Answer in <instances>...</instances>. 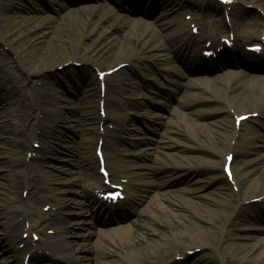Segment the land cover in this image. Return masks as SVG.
<instances>
[{
  "label": "bare ground",
  "instance_id": "obj_1",
  "mask_svg": "<svg viewBox=\"0 0 264 264\" xmlns=\"http://www.w3.org/2000/svg\"><path fill=\"white\" fill-rule=\"evenodd\" d=\"M6 1L8 0H0V9L6 7L4 5ZM231 1L232 3L228 9L223 8L217 0H193V2H190V0H123L122 4H120L128 10H134L135 12L140 11L145 15H150L157 7L163 8L164 11L168 10L169 12L177 13H179L178 10L187 7V10L193 11V18L199 28L202 26V23H204V25L209 29L210 34H213L214 30L226 32L230 29V27L236 32L237 39L232 49L223 52L219 55V57L208 60L207 62H203L201 58V47L204 48V43L200 45L197 38L193 36H185L180 25L172 26L171 24L165 29H163V27L161 30H163L164 34H162L161 32L159 33L160 29L158 33H155L154 31L156 29H154L153 25L145 23L143 24V28L139 27L137 31L133 30L132 34H130V32L124 33L123 38L127 42H133L134 40L139 42L140 47L145 48L147 52H150V58L152 60L154 59L156 63L159 61L166 63L169 62L166 56L163 54L156 55L152 53L151 50H162L173 53L175 59L180 62L186 71L199 66L203 68L212 66L222 68L224 64H234L241 69L224 72L223 76L230 74L234 75V77L232 76V78H230L227 82L214 88V94L212 95H206V91L204 90L190 93V99L182 103V106H185V111H179L177 108H173L172 113L177 116H181L180 120H183L181 122H186V124H188V129L193 135V138L197 139L196 137H201L203 142H207L205 144L206 146L202 142H199L197 147H192L190 143H183L179 139H175L170 136L173 133L182 132L181 129L176 127L178 125L177 123H172V126L175 128L169 127V129L165 130L158 139L159 142H162V145L165 148H175V153H179V151L191 153V155H180L181 161H190L188 159L193 158L199 163L184 164L181 162L168 165L166 163H162L163 160H161L160 164L148 167L150 170L142 171L139 174V180L136 183L137 189L139 185L147 187L160 185L162 181L159 179V176H164L169 172L181 171L180 168H184L190 176L200 172L205 173L209 181L215 184V190L213 192H216L219 196L221 195L219 199H212L211 204H208L207 202H210V200H204L205 196H203V203L201 201H187L186 204L178 205L181 210L185 211V213L188 212L186 215H184L182 211L170 214L165 207L161 206V204L157 202L150 205V212H158L160 215L156 216L161 217L162 224L167 223L166 219L168 217L174 228L178 227V225L184 227L185 225L181 221L184 218L187 220V223L190 224H193V221L190 220L191 217L193 220L197 219L200 224H196L195 226L198 228L197 230L200 237H196L194 233L190 231L184 230L181 232L176 229L171 235H168L166 231L163 232L158 226L152 224L150 220L142 218L141 220L135 221L137 224L132 229L131 233L128 230V232L124 235L116 233L117 230L115 229L112 234L115 236L103 238L101 244L97 242L96 252H94L93 262L91 264H152L154 262L162 261L166 254L170 257L172 252H174L175 255H185L188 250L199 248L201 251L206 247H209V249H220L224 252V254L222 256H218V254L215 255L213 253L203 264H264V248L260 250L258 247L260 243L264 242V235L253 234L262 231L264 232V228L249 226L245 232L241 233H236L234 231L236 228L233 230H227L225 234L222 232L226 225H230L234 228L239 221L245 220L249 224H252V222H258L264 219V150L257 151L256 155H254V152L256 151L254 148L255 146H250L253 144L252 142L254 140H260L261 138L253 135V132L255 131L253 127L241 129L242 123H239V127L235 122L236 117L240 115L255 113L257 117H255L254 120L259 123V125L257 124L259 129L264 131V76L246 75L244 70H242L243 66L260 58L259 56L255 57L245 52L242 44L249 43L254 40L257 41V27L261 25L264 20V0ZM16 8L18 9L17 5H15L14 10ZM207 9L217 13L219 17L213 18L209 15H204L202 12ZM128 10L126 11L128 12ZM33 11L36 12V9H33ZM87 11L89 13H95L96 9L94 7H89ZM197 12H200V14H197ZM247 12H251L253 15L250 16L247 21H244L245 14H247ZM109 13L111 20L108 24H102L103 17L101 16H99L94 22L89 18H85L86 23H82L83 27L90 24V32L96 33L95 42L92 46H78L79 48H74L75 45L70 40H66L56 45L57 47L49 52L44 53L43 55L41 54V56L39 55L37 60L45 61L44 59H46V55H49V57H47L48 59L60 57L62 58L61 63H72L80 62V59L76 56L82 55V66L85 68L83 79L92 85L95 83L99 85L96 71L100 69L102 64L105 63L109 66L105 69L107 70L113 68L117 65V63L121 64L124 62H131L132 58L136 55V53L133 54L132 52L126 51V48L124 49L125 51L123 50L121 43L124 42L117 44V42L114 41L116 36L110 31L113 27H115L114 25L118 21V15L115 14L113 9H111ZM224 15L229 16L230 24L224 21ZM156 21L157 19L155 22ZM0 24H3L4 27L3 20H0ZM34 27L36 28V26ZM134 27L137 28L136 23ZM72 28L73 27H70L69 29ZM149 28L154 30V35H151L149 40H144L142 37L145 36L146 33L148 34ZM210 30L213 31L211 32ZM9 35L12 36L11 38L18 41L22 48L25 47V42H30L38 36L36 34L28 35V31L25 32L20 30H8L5 36ZM160 38L165 40V43H160ZM151 41H154L155 43L147 46ZM111 46H115L116 53L118 54L122 55V53L125 52V59L123 61L112 64L113 58L110 57L107 52L108 48ZM14 47L15 51L22 50L21 47H16V45H14ZM74 49H79L80 52L76 53ZM190 49L193 50L191 51ZM29 64L30 65L23 64L27 73H36L37 68H35V66L37 63H33L31 61ZM0 71L1 73H4V77L7 78L5 79V82L8 89L10 88L9 90L13 91L15 94L17 92L18 96L15 106H11L8 111L10 116L14 117L17 122H20V125L16 128L11 127L8 131V136H11V149L14 151V155L17 154L16 163L18 166H23L22 171H19V175L17 177H12L14 179V185L9 189V194H11L13 198V205L11 209L5 213L6 215L8 214L7 219L9 220L8 224L10 228V231H7L6 229L5 231L7 234L12 232V236L9 239L7 238V241H4L3 244L1 243L0 246H2L1 248L11 255V260L7 264H19V260L21 264L25 256H27L28 260L32 263L44 264L45 262L41 261L44 256L43 250L51 249L54 253H56V251L60 250L61 247H67L69 248L68 250L73 253L75 252L76 254L67 258L54 255L53 259L55 261L53 262H60L62 264H81V258L84 256V250H87V246L89 244L87 243L88 239L85 240L87 244L86 247L84 246L86 245L85 243L76 244V246L70 247V242L67 243V241L65 243L66 245H63L62 242H51L48 240V238H46L47 232H45V229H52V234L49 236L58 234V230L63 231L64 236L70 234L83 236L84 233H72L71 231H67L66 227H60L61 224L65 225L68 223L64 222V218L60 215L61 212L64 211L65 204L66 207H69L71 204L74 206L76 205L79 210L83 208L86 211H89V214L91 215L94 213H108L109 215H112L113 212L118 210L121 211V208L124 207V204L127 203L128 199L131 197L133 199L136 198L135 194L137 193V189H134L129 183L132 173L120 169L117 172L115 166H113L109 160L106 162L104 159L115 147L116 140L112 135L116 134V130L122 128L124 121L111 116L101 118L100 115L94 114L95 104L99 107L101 102L102 106L107 109V111L111 109L119 110L121 108V104L118 101L111 99L112 96L118 95L119 89L122 86L121 79L118 74L115 75L112 73V78L105 80V90L103 96L101 95L99 87L96 90H91L88 94H82L79 96L78 101L82 105L81 108L83 110L81 115H83L82 121L84 124L108 123L113 124L114 127L110 130L107 129L105 133L99 132L95 127L82 129V136L79 140V149H81L82 155L80 156L79 164H81L82 168L90 170L91 173H89L88 177L84 179L81 193H77L79 200L75 199L70 201V203H67V198L64 197L60 200L51 196H48L47 198L42 196V192L40 191L43 190L37 189V186L34 183V180L38 175L37 170L24 159L20 158V152L22 149L28 148V142L31 139H37L45 145L43 150L48 148L46 141L48 138H51V118H48L47 116V120L41 124V126L35 128V120L33 123H30V115L27 111L34 107L37 102H40L43 95H52V97L55 96L56 94L54 89L44 90L36 87L29 89V93L27 92L26 96L28 98L29 105L26 106L22 101L21 94L19 93L18 88L21 86L19 84V79L15 77V75H12L13 73L10 72V63L7 59L5 60L2 57L1 52ZM9 72L10 74H8ZM162 72L165 80L171 84H178V76H182L183 74L178 72L174 67ZM194 86L196 85H194L193 82L188 85V87ZM213 104H220V109H218V111L212 109L211 106ZM3 105L5 106L6 102L2 100L0 102V107L4 108L2 107ZM85 106L87 107L85 108ZM48 107L53 110L57 107V105L49 103ZM217 112L219 115L214 122L209 124L203 122L204 118ZM25 116L26 118H24ZM259 119L262 121H258ZM249 120H253L252 116H250ZM234 137H236V140L243 138L245 143H247V148L243 145L241 146L237 142L232 144L231 140H233ZM95 139L96 143L99 139H102L103 141L102 157L105 161V165L110 170L112 182L121 185L123 187V192L127 196V201L125 202L123 199L121 204L118 203L119 205L106 204L98 200L90 192L91 188H95L99 182L102 181V176L95 171V168H98L99 163L98 157L95 154ZM110 141H113V143H110ZM93 145L94 150L92 151ZM248 146H250V148ZM195 150L205 155L193 154L192 152ZM28 151L33 152L35 150L29 149ZM227 151L233 155L232 162L238 166L235 169L236 172L234 173L233 171L231 179L233 187H236V192H233V189L231 190L230 186L225 184L228 183V180L222 168L225 163V155L227 154ZM224 152L226 154L223 156ZM42 154L43 153L40 150L35 151L34 159H43L44 156H42ZM251 165H253V167H251ZM14 169H16V164H14ZM41 175H43V173ZM28 176H31V178L34 179L29 181ZM157 176L159 178H157ZM153 177L156 178L152 179ZM172 177L170 178L172 179ZM124 178H127L126 183L123 181ZM170 178H168V181ZM153 180H155L156 183ZM129 186H132L131 190L128 189ZM18 188L29 190L27 193L26 204H24L25 199L17 196ZM65 190L66 189H64V191ZM255 197L260 199L255 201ZM168 198L169 196H163L164 200L173 202ZM249 198L250 201L247 203L248 206L244 209L242 207V205H244L243 201L248 200ZM40 203H44L43 205L49 206L46 211L49 214V217H46L45 213L39 210ZM19 204L22 205V208L17 207ZM214 205L217 207H213ZM219 207L225 214H223L221 210L217 209ZM79 214L83 217L85 216L84 212H80ZM0 224L3 226V221H0ZM211 225H215L216 229H212ZM83 227L84 226H78L77 228L79 230ZM249 230L256 231L249 234ZM17 231H19L20 234L16 235L15 233ZM28 232L31 234L39 233L40 235H43L45 239L39 241V244H35L32 238L28 239L22 236L23 233ZM150 236L155 237L150 238ZM251 239H253V243H249ZM19 244H22L21 248L18 247ZM40 249L41 253H39ZM246 249L249 250L247 251ZM245 250L249 256H253L250 262H243V257L241 255L237 256L240 252ZM81 251L83 252V256L79 255V252ZM202 256L200 258H203ZM185 258H188V256L185 255ZM56 259H58V261ZM167 264L176 263L170 262ZM187 264L197 263L191 262Z\"/></svg>",
  "mask_w": 264,
  "mask_h": 264
},
{
  "label": "rangeland",
  "instance_id": "obj_2",
  "mask_svg": "<svg viewBox=\"0 0 264 264\" xmlns=\"http://www.w3.org/2000/svg\"><path fill=\"white\" fill-rule=\"evenodd\" d=\"M190 2H193V0H190ZM120 4L121 0H8L4 3L6 7L0 9V20L4 21L5 27H3V24H0V52L2 57L9 61L10 72L13 73L12 75H15V77L19 79V84L21 86L18 89L22 96V101L26 106L29 105L28 98L26 97L27 92L29 93V89L35 87L44 90L53 88L56 94L53 97L52 95H43L40 102H37L34 107L27 111L30 115V123H33L35 120V128L41 126V124L47 120V116L52 120L50 128L52 129L53 135L51 133V138H48L46 141L48 150H43L45 145L40 143L37 139H31L28 142V148L40 150L43 153V159H34L35 153L28 151V148H24L20 152V158L24 159L37 170L38 175L34 183L37 189L43 190L40 192H42L41 195L45 198L51 196L62 200L64 197L67 198V203L75 199L79 200L77 193H81L83 181L88 177L89 173H91L90 170L82 168L81 164H79L80 156L82 155L81 149H79V140L82 136L81 131L88 127H95L100 132H104L107 129L104 123V125L99 126L97 123L84 124L82 121L83 115H81V113L83 109L78 101L79 96L88 94L91 90H96L98 87L97 83L92 85L83 79L85 68L82 66V55L76 56L80 59V62L73 63H61L62 58L60 57L48 59L47 57H49V55H46L45 61L37 60L39 55L41 56V54L43 55L49 52L56 48V45L66 40H70L75 45L74 48L92 46L95 42L96 33L90 32V24L84 27L82 26V23H86L85 18H89L94 22L101 16L103 17L102 24L105 25L111 20L109 12L113 9L115 14L118 15V21L114 25L115 27L110 31L116 36L114 41H116L117 44L124 42L121 43L123 50L126 48V51L132 52L133 54L136 53L130 65L125 64V66L114 73L115 75H119L122 86L119 89L118 95L112 96L111 99L118 101L121 104V108L119 110H105L104 113V116L108 115L124 121L122 128L116 130V134L112 135L116 140L115 147L108 153L106 161L109 160L110 163L115 166L117 172L120 169L132 173L129 183L134 189H137L136 183L139 180V174L144 170H150L148 168L150 166L160 164L161 160H163L162 163L168 165L181 162L184 164L199 163L193 158L188 159L190 161H181L180 155H191V153L182 151L175 153V148H165L158 139L169 127L175 128L172 126V123H177L178 125L176 127L181 129L182 132L173 133L170 136L179 139L183 143H190L192 147H197L199 142L205 145L207 142H203L201 137H196L198 140L193 138V135L188 129V124H186V122H181L183 121L180 120L181 116L172 113L173 108H177L179 111H185V106H182V103L190 99V93L204 90L206 91V95H212L214 94V88L227 82L232 76L234 77V75L230 74L223 76L224 72L241 69L234 64H224L222 68L215 66L208 68L195 67L186 71L180 62L175 59L173 53L162 50H151V52L156 55L163 54L167 57L169 62L159 61L157 64L154 59L152 60L150 58V52L140 47L139 42L135 40L133 42H127L123 38L124 33L130 32V34H132L133 30L137 31L139 27H144L143 24L149 23L156 29L154 31L152 28H149L148 34L146 33L145 36L142 37L144 40H149V37L154 35L153 31L158 33L160 29L159 33L161 32L164 34L161 29L163 27V29L168 28L172 24V26L180 25L185 35L188 36L189 26L187 25L188 22L184 20V17L190 14L187 7L178 10L179 13L169 12L168 10L164 11L163 8L157 7L150 15H145L140 11L135 12L134 10H128ZM15 5L18 6V9L16 8L14 10ZM222 6L224 8L227 7L226 5ZM89 7H94L96 9L95 13H89L87 11ZM33 9H36V12H34ZM126 10H128V12ZM198 13L200 12H197V14ZM204 13H206L205 15L208 14L215 18L218 17L216 13H211L209 9H207L206 12L204 11ZM251 15V13H247L244 20H247ZM156 19L157 21L155 22ZM135 23L137 24V28L134 27ZM34 26H36V28ZM70 27L73 28L69 29ZM202 27H204V24ZM8 30L28 31V35L36 34L38 36L30 42H25V47L22 48L18 41L11 38V35L5 36ZM203 30H205V27ZM258 30L260 31L259 28ZM153 43L155 42L151 41L147 46ZM160 43H165V40L160 38ZM14 45H16V47H21L22 50L15 51ZM75 52L77 53L80 51L76 49ZM107 52L109 56L113 58L112 64L125 59V52L122 53V55L116 53L115 46L109 47ZM31 61L37 63L35 66L37 70L36 73L28 74L23 64L30 65L29 62ZM108 67L109 66L105 63L101 65V69L103 70ZM171 67L183 73L182 76H178V84L167 82L163 76L162 71L169 70ZM242 70H244L246 75L264 76V70L258 67H243ZM10 72L8 74H10ZM5 79L7 78L4 77V73L0 71V100L6 102V105L2 106L4 108L0 107V221H3V226L0 224V244H3L4 241H7V238L9 239L12 236V232L7 234L5 231V229L10 231L8 224L9 220L7 219L8 214L6 215L5 213L9 211L13 205V198L11 194H9V189L14 185V179L12 177H17L19 171H22L23 167L18 166L16 163L17 154L14 155V151L11 149V136H8V131L11 127L16 128L20 125V122H17L14 117L10 116L8 111L11 106H15L18 96L17 92L15 94L13 91L9 90L10 88L8 89ZM192 82L196 86L188 87L189 83ZM49 103L57 105V107L51 110V108L48 107ZM86 107L87 106H85V108ZM211 107L218 111L221 106L220 104H213ZM94 114H99L96 104L94 106ZM99 115L104 117L103 114ZM218 115V112L211 114L204 118L203 122L206 124L214 122ZM24 118H26V116ZM108 127L111 129L113 125L110 124ZM247 127H254L255 131L253 135L262 139L254 140L252 142L253 144L250 145L253 147L255 146L254 148L256 151L254 155H256L257 151L264 150V131L259 129L257 124H253L250 121H245L241 129ZM113 141H110V143H113ZM236 142L244 147L247 145L243 138L236 140V137H234V139L231 140L232 144ZM250 146L248 147L250 148ZM192 153L205 155L201 152H197V150ZM14 164H16V169H14ZM237 167L236 164L232 165V171H234V173ZM251 167H253V165H251ZM180 169L181 171L169 172L164 176H159L160 178L157 176V178L162 181L160 185L152 187L139 185L137 193L135 194L136 198L133 199L131 197L127 201L126 197L125 200L127 204L125 205V209L111 216L100 213L91 215L89 211L83 208L79 210L76 205L74 206L71 204L69 207H66L65 204L64 211H62L60 215L64 218V222L68 223L65 225L61 224L60 227H66L67 231L77 234L84 233V235L75 236L69 233L70 235L64 236L63 231L59 230L58 234L53 237L47 236V238L52 242H62L63 244H65L66 241L67 243L70 242V247H74L76 244L78 245L80 243L86 244L85 240L88 239V246L87 244L84 245L85 247L87 246V250H84V256L82 255V251L79 252V255L83 256L81 258V264H91L93 262L94 252H96L97 242L101 244L103 238L115 236L112 235L115 229L117 230L116 233L125 235L128 230L131 233L132 229L137 224L135 221L141 220L142 218L150 220L152 224L158 226L163 232L166 231L168 235H171L176 229L181 232L184 230L190 231L194 233L196 237H200L197 230L198 228L195 226L196 224H200L197 219L193 220L191 217L190 220L193 221V224H190L187 223L184 217H181L184 218L180 220L185 226L182 227L178 225V227L174 228L168 217L166 219L167 223L162 224L161 217L156 216L160 214L158 212H150V205L157 202L165 207L170 214L182 211V213L186 215L188 212L185 213L178 205L186 204L187 201H201L203 203V196L206 197H204V200H210V202H206L211 204L212 199H219V197H221V195L219 196L216 192H213L215 190V184L209 181L205 173L200 172L190 176L184 168ZM95 171H97L96 168ZM41 172L43 175H41ZM170 177H172V179ZM155 178L156 177H153L152 179ZM168 178H170L169 181ZM28 179L31 181L34 178L28 176ZM124 180L127 182V178ZM153 181L156 183L155 180ZM225 184H228L230 189L236 192V187H232L229 183ZM132 186H129L128 189L131 190ZM64 189L66 190L64 191ZM27 192H29V190H24L22 188L17 189V196L25 199L24 204L27 202ZM163 196H169L168 199L173 202L164 200ZM246 202L247 201L243 202L244 205H242L244 209L248 206ZM43 204L44 203L39 204V210L45 213L46 217H49V214L46 212L48 210L47 206ZM17 207L22 208V205L19 204ZM213 207L217 206L214 205ZM217 209L221 210L220 207ZM221 211L223 212V210ZM80 212H84L85 216H81V214H79ZM223 214L225 213L223 212ZM78 226L84 227L78 230ZM249 226L264 228V219L258 222H252V224H249L245 220L239 221L234 228L230 225H226L222 232L225 234L227 230L236 228L234 231L236 233H241L245 232ZM211 228L216 229V226L211 225ZM255 231L256 230H249L248 233L250 234ZM253 234L264 235V232ZM26 235L28 239L31 238L30 233ZM37 235L38 241L36 242L44 240V236L40 234ZM154 237L155 236H150V238ZM253 242V239H251L249 243ZM1 247L2 246H0V264H7L11 260V255ZM258 247L260 250L263 249L264 242L260 243ZM68 249L67 247L66 249L62 247L56 254L62 257H70L76 254ZM249 249L246 250L248 251ZM246 250L240 252L241 254L239 253L237 256L241 255L243 257V262H250L253 256H249ZM44 253L46 254L45 257H51L53 254L51 249H44ZM213 253L215 255L218 254V256L224 254L220 249H209V247H206L200 251L199 248H195L186 251V256H188V258H185V255H174L175 253L172 252L170 257L166 254L162 261L154 264H166L170 262L176 264H187L191 262L203 264ZM201 256L203 258H200ZM49 259L45 261H49ZM50 264L62 263L53 262Z\"/></svg>",
  "mask_w": 264,
  "mask_h": 264
}]
</instances>
